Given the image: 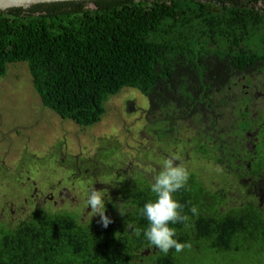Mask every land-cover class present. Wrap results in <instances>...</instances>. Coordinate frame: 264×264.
Listing matches in <instances>:
<instances>
[{
    "label": "trees",
    "instance_id": "1",
    "mask_svg": "<svg viewBox=\"0 0 264 264\" xmlns=\"http://www.w3.org/2000/svg\"><path fill=\"white\" fill-rule=\"evenodd\" d=\"M258 1L90 0L0 11V77L8 63L27 62L43 106L84 127L100 121L110 96L135 88L148 98L152 140L187 147L228 177L238 164L246 170L237 179L264 175V108L253 103L257 95L264 100V91L247 89L256 74L264 75ZM186 129L192 135L182 134ZM248 132H255L254 150L245 147ZM162 170L135 171L117 187L105 204L113 221L106 229L100 217L85 223L52 207L0 222V264H264L261 209L252 199L226 203L225 191L206 187L192 170L173 194L189 219L170 224L186 247L165 255L148 244L140 213L155 202L150 186Z\"/></svg>",
    "mask_w": 264,
    "mask_h": 264
},
{
    "label": "rangeland",
    "instance_id": "2",
    "mask_svg": "<svg viewBox=\"0 0 264 264\" xmlns=\"http://www.w3.org/2000/svg\"><path fill=\"white\" fill-rule=\"evenodd\" d=\"M87 6L95 8L92 2ZM256 6L263 7V1ZM247 89L264 91V75L256 74ZM253 103L256 109L264 108L260 95ZM104 105L98 123L80 126L43 106L27 62L6 65L0 77V222L13 224L36 208L48 207L77 213L85 223L96 220L99 215L87 206L93 188L102 191L106 204L116 197L119 185L135 177V171L152 173L172 156L179 158L176 165L194 171L206 187L225 191L226 203L258 202L250 195L263 187L252 183L253 176L237 179L245 168L228 177L224 167L195 156L187 147L173 150L163 139L152 140L145 114L148 98L139 90L125 87ZM227 124L222 121L219 127ZM182 134L190 136L192 129Z\"/></svg>",
    "mask_w": 264,
    "mask_h": 264
},
{
    "label": "clouds",
    "instance_id": "3",
    "mask_svg": "<svg viewBox=\"0 0 264 264\" xmlns=\"http://www.w3.org/2000/svg\"><path fill=\"white\" fill-rule=\"evenodd\" d=\"M178 157L172 156L166 159L163 163V170L155 177L151 183L150 190L156 194L155 202H147L143 205L141 215L146 218L148 226L143 230V237L151 246H154L159 252L167 255L171 249H175L180 253L186 247L178 241L176 237V229L170 227L177 223H184L189 218L182 215L183 205L173 198V194L185 188L189 180L188 171L176 165ZM87 206L91 209L94 215H99L100 225L103 228L113 223L112 219L105 214V200L102 191H97L94 188L90 191L87 197ZM192 214L198 215V209L193 206ZM123 215L124 213L121 212ZM136 237L141 236V230L133 225H127Z\"/></svg>",
    "mask_w": 264,
    "mask_h": 264
},
{
    "label": "flooded vegetation",
    "instance_id": "4",
    "mask_svg": "<svg viewBox=\"0 0 264 264\" xmlns=\"http://www.w3.org/2000/svg\"><path fill=\"white\" fill-rule=\"evenodd\" d=\"M254 134H255V132L254 133H249L248 132V134H247L248 135V140L245 141V143H246L245 147L249 148L250 150H254L255 143L257 142V138L254 137ZM244 162H245V166L247 168H249L250 165H251V163H249L250 161L248 159H244ZM238 166H239L238 168L241 167V165H239V164H238ZM238 168H236V170ZM247 172L249 173L248 170H247ZM252 176L255 179V180L252 181V183L253 184H258V185L263 187V190H261L260 192L255 193V195H251V198L258 199V202H256V201H252V202H254L259 207V209H261V212L264 213V209H263V205H264V175L263 174H249V175L246 174L245 176H243L241 178V180H243L245 178H248V177H252ZM259 178H261L262 180L257 181V180H259ZM253 186H256V185H247L248 188H252Z\"/></svg>",
    "mask_w": 264,
    "mask_h": 264
},
{
    "label": "water",
    "instance_id": "5",
    "mask_svg": "<svg viewBox=\"0 0 264 264\" xmlns=\"http://www.w3.org/2000/svg\"><path fill=\"white\" fill-rule=\"evenodd\" d=\"M71 1H90V0H0V11L8 10L11 8L27 9L33 5H38V4L71 2Z\"/></svg>",
    "mask_w": 264,
    "mask_h": 264
}]
</instances>
